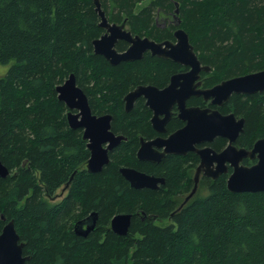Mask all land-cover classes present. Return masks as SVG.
I'll return each instance as SVG.
<instances>
[{
  "label": "trees",
  "instance_id": "obj_1",
  "mask_svg": "<svg viewBox=\"0 0 264 264\" xmlns=\"http://www.w3.org/2000/svg\"><path fill=\"white\" fill-rule=\"evenodd\" d=\"M142 1L101 4L111 22L159 42L184 28L202 64L211 67L203 72L204 87L264 69V0H152L137 11ZM177 7L180 25L169 18ZM157 19L168 24L160 27ZM100 21L94 0H0V64L11 63L0 76V159L11 171L0 179V233L14 219L29 256L25 264H264V191H230L229 173L205 176L176 210L179 194L195 185L198 155L138 159L139 135L154 132L151 112L142 100L126 110L124 96L140 84L166 86L185 66L150 52L112 65L94 52V39L104 33ZM127 46L116 44L120 51ZM71 73L93 111L112 113L114 131L128 137L99 172L87 169V141L70 127L58 98L57 86ZM191 102L205 105L202 97ZM220 109L245 118L237 146L251 148L264 137V91L232 94ZM226 143L218 137L211 145ZM121 166L164 176L166 183L134 188ZM67 183L69 194L51 203ZM93 211L96 228L86 237L76 233L75 225ZM119 213L133 215L126 235L111 228ZM166 218L172 223H156Z\"/></svg>",
  "mask_w": 264,
  "mask_h": 264
},
{
  "label": "water",
  "instance_id": "obj_2",
  "mask_svg": "<svg viewBox=\"0 0 264 264\" xmlns=\"http://www.w3.org/2000/svg\"><path fill=\"white\" fill-rule=\"evenodd\" d=\"M99 13L100 25L104 33L94 39V52L104 56L112 65L121 61H133L143 58L146 52L164 58H170L189 67V70L175 73L170 83L164 88L155 85H139L128 92L125 97V108L131 110L137 98L145 96L147 105L153 111L151 121L159 132L166 131V124L171 116V109L178 104L179 117L186 124L172 132L168 137H157L153 140L141 139L137 156L140 160L159 162L167 154L184 155L195 151L201 158L194 180L195 185L185 199L184 205L197 191L200 176H211L214 179L222 173L232 172L228 177V188L233 192L264 191V137L259 138L251 149L235 145L239 134L243 132L244 117H237L234 112L223 114L218 109L187 106L186 101L192 95L203 96L213 104L222 105L232 94H254L264 91V69L224 79L212 87H201V72L210 71L209 65L202 64L187 31L178 27L174 31L175 41L167 39L156 41L148 36L133 34L126 28L125 22H111L101 0H94ZM176 11H179L177 7ZM179 23V22H178ZM123 40L129 43L127 49L120 51L116 44ZM58 98L69 108L67 114L71 128H84V138L88 140L91 156L87 163L90 172H99L110 162L109 152L118 146L124 135H117L111 129L113 115L105 113L100 116L93 114L89 97L79 86L75 73L56 88ZM77 109L78 112L73 110ZM165 113L161 118L160 114ZM228 139V145L218 152L211 146L203 148L197 145L212 142L216 137ZM108 143L105 147L104 143ZM160 148H163L160 150ZM257 159L253 165H244L245 158ZM121 174L137 189L159 188L165 183L164 177L148 174L130 166H121ZM11 174L10 169L0 159V179ZM132 213L116 214L111 220V228L115 233L128 234L132 221ZM5 219L4 216H2ZM98 212L93 211L88 217L75 225V232L88 236L96 228ZM25 242L21 241L14 219L7 221L0 233V264H25L29 256L24 254Z\"/></svg>",
  "mask_w": 264,
  "mask_h": 264
},
{
  "label": "flooded vegetation",
  "instance_id": "obj_3",
  "mask_svg": "<svg viewBox=\"0 0 264 264\" xmlns=\"http://www.w3.org/2000/svg\"><path fill=\"white\" fill-rule=\"evenodd\" d=\"M157 23H158V19H157ZM126 24V23H125ZM126 28L128 29V27H127V25H126ZM105 31V30H104ZM120 41H123V40H120ZM173 41H175V38L173 39ZM119 42V41H118ZM126 42V41H125ZM128 43V42H127ZM128 46H129V43H128ZM128 46H127V48H128ZM126 48V49H127ZM147 53V52H146ZM185 66V65H184ZM187 70H189V67L188 66H185V68L181 71V72H184V71H187ZM203 72H205V71H202L201 72V77H200V80H201V83H203L202 82V77H203ZM170 83V82H169ZM140 85H154V84H152V83H147V84H140ZM169 85V84H168ZM139 86V85H138ZM155 86H157V85H155ZM167 86V85H166ZM166 86H163V87H160V86H157V87H159V88H164V87H166ZM137 87V86H136ZM135 87V88H136ZM201 87H204L203 86V84H201ZM135 88H133V89H135ZM204 88H206V87H204ZM132 89V90H133ZM131 91V90H130ZM129 91V92H130ZM125 97V96H124ZM194 97H202L203 98V100H204V102H205V105H198V104H194V103H192L191 102V99L192 98H194ZM137 100H142L143 101V103L145 104V106H147L148 108H149V110H150V112H151V114H150V118H149V120H150V123H151V126H152V128H153V130H154V132L152 133V135H150V136H148V135H139V146H138V149L140 148V146H141V139L142 138H144L145 140H153V139H156L157 137H164V138H166V137H168L172 132H174V131H176V130H178L179 128H181V127H183L185 124H186V121H184L183 119H181L180 117H179V108H178V104L177 103H175L174 105H173V107H172V109H171V116H170V118H169V120H168V122H167V124H166V131L165 132H159L154 126H153V124H152V121H151V119H152V117L154 116V111H153V109L149 106V105H147V98H145V96H141V97H139V98H137L136 100H135V102H134V105H135V103L137 102ZM125 101V100H124ZM89 102H90V100H89ZM227 103V101L226 102H224L222 105H217V104H213L212 102H211V100H205V98L203 97V96H198V95H192V96H190L188 99H187V101H186V104H187V106H199V107H201V108H213V109H218V110H220L221 111V109H220V107H222V106H224L225 104ZM91 105V104H90ZM133 105V106H134ZM124 107H125V104H124ZM92 108V107H91ZM74 112H78V110L77 109H74L73 110ZM68 112H69V108L67 107V114H68ZM92 112H93V114H96V115H98V116H100V115H102V114H105V113H107V112H102V113H95L94 111H93V109H92ZM222 112V111H221ZM223 114H228V113H231V112H228V113H224V112H222ZM110 114H112V113H110ZM113 115V114H112ZM160 117L161 118H164L165 117V113H161L160 114ZM238 117V116H237ZM174 118L176 119H178L179 121V123H173V126L171 127V121H173L174 120ZM68 119V118H67ZM181 122V123H180ZM69 123V122H68ZM178 125V126H177ZM75 129H81V131H82V134H83V138H84V131H85V129L84 128H75ZM111 129H112V131L114 132V133H116L117 135H124L123 133H119V132H117V131H114V129H113V119H112V125H111ZM125 137H126V139H124V140H122L121 141V143L122 142H124V141H126L127 139H128V137L126 136V135H124ZM218 137H222V136H218ZM218 137H216V138H218ZM215 138V139H216ZM223 138H225V137H223ZM85 139V138H84ZM214 139V140H215ZM225 139H227V138H225ZM86 140V139H85ZM214 140L212 141V142H204V143H200V144H198L197 146L198 147H200V148H203V147H206V146H211V147H213L211 144L214 142ZM87 141V146H88V140H86ZM236 142V141H235ZM234 142V143H235ZM108 143L109 142H107V143H104V146L106 147L107 145H108ZM120 143V144H121ZM119 144V145H120ZM118 145V146H119ZM227 145H228V139H227V143L225 144V146H223L222 148H220V149H217V148H215V147H213L216 151H218V152H220V151H222L224 148H226L227 147ZM235 145H236V143H235ZM118 146H116L113 150H111L110 152H109V156H110V160H111V153L118 147ZM238 147H240V146H238ZM89 148V147H88ZM246 148V147H245ZM252 148V147H251ZM251 148H247V149H251ZM163 148H160V150H162ZM91 152V151H90ZM137 152H138V150H137ZM189 152H194V153H196L195 151H189ZM189 152H187V154L189 153ZM187 154H184V155H187ZM197 155H198V153H196ZM167 155H178V154H167ZM166 155V156H167ZM184 155H182V156H184ZM91 156V155H90ZM165 156V157H166ZM138 157V156H137ZM164 157V158H165ZM198 157H199V162H198V164L197 165H195V167H194V176H195V173H196V170H197V168H198V166L200 165V163H201V158H200V156L198 155ZM163 158V159H164ZM247 158H249V157H247ZM247 158H245V159H247ZM139 159V158H138ZM162 159V160H163ZM244 159V160H245ZM249 159H251V158H249ZM244 160H243V164L244 165H247V164H245L244 163ZM251 160H253V159H251ZM142 161H145V162H153V163H158V162H154V161H148V160H142ZM254 162H253V164L257 161V159H254L253 160ZM160 162V161H159ZM88 163V162H87ZM253 164H251V165H253ZM131 167V166H130ZM135 168V167H134ZM88 169V168H87ZM137 169V168H136ZM139 170V169H138ZM144 172V171H143ZM232 172V167H229V169H228V172H225V173H229V175H230V173ZM148 174H150V173H148ZM223 174V173H222ZM151 175H155V174H151ZM155 176H158V177H164V176H160V175H155ZM209 177V178H211V179H214L213 177H211V176H207V175H204L203 173L201 174V176H200V178L202 179L203 177ZM73 177V176H72ZM165 178V177H164ZM72 181V178L70 179V181L69 182H71ZM200 181V180H199ZM130 183V182H129ZM165 183H166V179H165ZM164 183V184H165ZM164 184H160V186L161 185H164ZM160 186H159V188H160ZM143 189V188H142ZM150 189H152V188H150ZM156 189H158V188H156ZM198 189V188H197ZM64 191H67V193L69 194V183H67V184H65L63 187H62V192L60 193V194H56L55 195V197L52 199V200H55V199H57L59 196H61L62 194H63V192ZM190 192V191H189ZM189 192H187V193H181V194H179L181 197H182V201L180 202V205L177 207V209L176 210H179L181 207H183L190 199H192V197L195 195H193L184 205H182L183 203H184V201H185V199L188 197V195L190 194ZM197 192V191H196ZM195 192V193H196ZM175 210V211H176Z\"/></svg>",
  "mask_w": 264,
  "mask_h": 264
},
{
  "label": "rangeland",
  "instance_id": "obj_4",
  "mask_svg": "<svg viewBox=\"0 0 264 264\" xmlns=\"http://www.w3.org/2000/svg\"><path fill=\"white\" fill-rule=\"evenodd\" d=\"M151 1H152V0H144V1H142V2L138 5V7H137L136 10L139 11V10L142 9L144 6L149 5ZM175 10H176V9H175ZM180 16H181V15H180V9H179L178 12H177V11L173 12V14H171V17H169V18H170V20H171L172 22H174L175 24H176V22H177V24L180 25L181 22H182V18H181ZM178 22H179V23H178ZM167 24H168V23L166 22V19H165V20H160V19H158V25H159L160 27H164V26H166ZM10 65H11V63H9V64H0V76L6 74V72L8 71V69H9V67H10ZM61 192H62V187L59 188V189L57 190V193H58V194H60ZM66 195H68V193H67V191H64L63 194H62L61 196H59L57 199H55V200H50V199H49V200H50L51 203H52V202H53V203H57V202L61 201ZM156 223L159 224V225H168V224L172 223V220H171L170 218H166V219L157 220Z\"/></svg>",
  "mask_w": 264,
  "mask_h": 264
}]
</instances>
